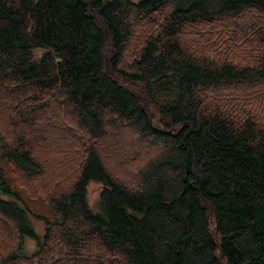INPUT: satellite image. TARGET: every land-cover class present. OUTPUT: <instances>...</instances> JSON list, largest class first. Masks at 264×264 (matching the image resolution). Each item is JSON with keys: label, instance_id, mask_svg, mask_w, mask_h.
Wrapping results in <instances>:
<instances>
[{"label": "trees", "instance_id": "1", "mask_svg": "<svg viewBox=\"0 0 264 264\" xmlns=\"http://www.w3.org/2000/svg\"><path fill=\"white\" fill-rule=\"evenodd\" d=\"M247 11L230 25L261 55L209 51L224 26L186 37ZM261 14L264 0H0V264H264ZM112 128L154 147L125 150L132 179L109 166Z\"/></svg>", "mask_w": 264, "mask_h": 264}, {"label": "rangeland", "instance_id": "2", "mask_svg": "<svg viewBox=\"0 0 264 264\" xmlns=\"http://www.w3.org/2000/svg\"><path fill=\"white\" fill-rule=\"evenodd\" d=\"M257 11H247L246 13H242L240 15H237L233 18L235 19H224L220 21H215L213 24H207L206 22L199 23L197 25L189 26L187 28V38L189 40H192L194 42L201 41L202 36H208V33L204 30V27H212L209 30V33L212 31L213 27H221L224 26V31L219 34H215L211 36L213 40L209 41L207 40L205 43L207 47H212L213 49L209 51L218 52L221 51L222 42H228L229 43V50L230 52H235L238 55L241 56H248V55H261L262 54V45L259 42V38H256L255 33L253 31L247 30L244 33L240 32L239 30L232 28L230 24L235 23H242L243 26L248 25L251 18L256 15ZM261 22L264 25V14H261ZM248 27V26H247ZM264 29V26H263ZM228 31V33H226ZM237 31V32H236ZM258 32V30H257ZM228 34V36H227ZM229 37V38H228ZM143 40L141 39H134L130 46L128 51V59H131L137 49L140 46V43ZM215 45V46H214ZM44 50L40 49L39 52H42ZM229 52V53H230ZM237 91V89H236ZM235 91V92H236ZM239 91H245V90H239ZM248 91V90H247ZM232 93V92H227ZM243 93V92H242ZM66 133L59 131V145L62 146L65 142ZM67 139V138H66ZM106 141V147L111 150L109 153L111 158L109 159L108 163L109 166L114 170V172L117 173L120 177H127L128 179H132L133 175L135 176L134 170L130 169V166L124 165V162H127L128 156L125 153V150L133 152L134 155L137 152L142 151V156L146 153H152L154 150V147L152 146V142L150 141H142L138 143L136 141V138L134 136L131 137V134L128 132V130H120L117 131L115 128H112L109 133L106 135L105 138ZM142 144L143 146H141ZM109 146V147H108ZM143 149V150H142ZM145 149V150H144ZM117 160L119 162H117ZM136 165V164H135ZM134 168V167H133ZM6 173L7 175H11L13 179L15 180L16 186H20L25 181L21 176V179L18 178V173L14 168L6 167ZM26 187L28 190L31 191V197H37L35 192V187L29 183L26 182ZM88 195H89V201L92 206H97V202L99 199V191L101 189L100 185L97 183H91L88 188ZM34 208L36 211L44 214V216L50 218L52 221H57L59 219L58 214L55 211V208L51 205L49 200L41 201L35 198H30ZM32 219L34 222V225L36 229L42 234L45 230V220L37 219L35 216L32 215ZM27 250H35L36 244L31 240H26ZM106 261H108V264L113 261L112 257L106 258Z\"/></svg>", "mask_w": 264, "mask_h": 264}]
</instances>
